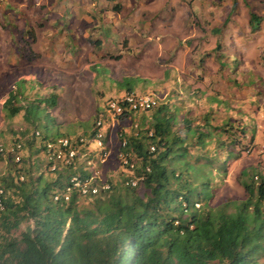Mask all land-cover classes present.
Here are the masks:
<instances>
[{
	"label": "trees",
	"instance_id": "1",
	"mask_svg": "<svg viewBox=\"0 0 264 264\" xmlns=\"http://www.w3.org/2000/svg\"><path fill=\"white\" fill-rule=\"evenodd\" d=\"M248 17L250 26L262 19L253 12ZM94 43L97 45L98 40ZM218 46L217 39L215 47ZM223 55L217 53L215 57H231ZM110 57L117 59L118 55ZM220 65L224 69L226 64ZM51 89L45 97L29 98L21 85H15L3 99L1 110L7 118L22 112L30 125L41 123L47 127L50 118L46 109L55 107L58 98L55 86ZM156 114V123L150 128L127 138L126 149L132 154L135 171L143 173L135 187L114 183L94 197L71 194L63 202L53 201L52 193L64 186L75 170L33 175L17 167L1 175L4 195L0 264H257L256 258L264 253V175L254 173L259 177L255 183L249 170L241 171L243 179H236L244 190L241 199L222 198L216 206L206 205L211 197L206 191L207 187L210 190L209 176L196 179L203 168L195 160H204L213 170L220 155L211 148L205 153L201 147L189 153L195 167L181 165L180 160L190 147L180 146L173 151L176 137L167 139L170 129L166 107L160 105ZM197 127L195 139L201 140L206 134ZM149 130L151 137L146 135ZM40 131L39 143L49 137L46 128ZM245 131L246 127L238 124L232 139L237 147L236 157L250 147ZM150 143L155 145L154 153L147 151ZM224 163L221 161L214 170L222 173ZM20 174L22 180L18 179ZM194 203H199V207H194ZM21 224L23 229L15 234Z\"/></svg>",
	"mask_w": 264,
	"mask_h": 264
},
{
	"label": "rangeland",
	"instance_id": "2",
	"mask_svg": "<svg viewBox=\"0 0 264 264\" xmlns=\"http://www.w3.org/2000/svg\"><path fill=\"white\" fill-rule=\"evenodd\" d=\"M249 12L264 19V0H0V143L7 145L15 138L23 142L20 162L13 164L7 155L1 153L0 176L13 172L17 167L33 175L38 174V166L27 162L35 154L30 152L33 144L30 134L34 129L40 131L46 128L49 136H75L92 126L96 111L104 117L102 129L109 124V114L104 110L106 100L93 93V86L104 82V73L111 72L110 65L95 68L92 65L96 60L100 62L98 64H104V50L102 55H98L93 49L92 40H104V36L100 35L104 32L100 30V25L105 18L116 20L117 24L120 21L119 32L123 37L136 34L138 23L140 33L146 34L145 37L153 45L158 43L166 48L165 44L178 40L177 47L189 52L180 64L186 65L183 73L190 82L201 85L206 73L214 75L220 64H226L229 70L237 68V90L240 91L238 114L244 115L246 120L253 119L259 113L263 96L257 88H252V97L248 96L246 91L256 78L249 76L247 70L260 75L257 84L264 83V20L250 26ZM121 22L126 24L121 26ZM115 26L109 23L107 27L111 29ZM126 26L135 30L130 32ZM212 28L218 29V33L211 31ZM217 39L218 48L215 47ZM106 40L115 42V35ZM217 53L231 56L230 61L224 57L217 59ZM144 59L148 63L150 57L145 56ZM170 61H173V55L165 59L158 57L154 65L165 68ZM150 62L152 66L153 61ZM218 72L223 75L227 71L219 68ZM206 84L205 88H211V96H218L212 83ZM15 85H21L29 98L45 97L55 86L54 92H59L60 96L55 107L46 109L50 118L47 127L41 123L30 125L23 119L22 112L11 118L5 117L1 103ZM214 88L218 89V86ZM148 93L154 92L148 90ZM154 95H158V92ZM84 110L89 112L83 114ZM152 111L142 112L139 116L148 120ZM132 116H135L134 122L138 123L139 117L133 114L126 121L131 122ZM253 126L255 128V124ZM146 127L142 125L140 132ZM250 128L249 124L246 129ZM262 134L264 136V132ZM260 150L257 147L249 152H241L237 157V166H224L222 178L204 160H198V166L203 170L195 175L196 179L209 176L210 190L207 187L206 191L211 193V197L205 204L212 207L222 198L241 199L244 190L235 176L243 177L239 175L240 170L237 173L235 170L255 164V171L249 170V176L252 178L251 172L264 175V150ZM189 153H184L180 164L193 168L194 159ZM187 160L191 162L186 163ZM23 227L24 224H21L14 233L18 234ZM256 260L257 264H264V253L258 255Z\"/></svg>",
	"mask_w": 264,
	"mask_h": 264
},
{
	"label": "crops",
	"instance_id": "3",
	"mask_svg": "<svg viewBox=\"0 0 264 264\" xmlns=\"http://www.w3.org/2000/svg\"><path fill=\"white\" fill-rule=\"evenodd\" d=\"M263 20L264 19L261 21L263 22ZM116 22V20L109 21L108 18H105L104 22H101L100 25V30L104 31L100 35L104 36V40L99 38L97 45L94 43L97 39L92 40L93 49L96 50L98 55H102V51L104 50V64H98L100 62L96 60L92 64L94 68L108 65L111 67L110 73H104V82H98L97 85L93 84L95 85L93 86V93L96 97L107 100L127 91L149 94L148 90H151V92H154L152 95L158 99V105L153 108L152 114L148 116V120H143L142 116L140 118V113L133 114L139 117L138 123L136 122L138 124L137 131L141 129L142 125H147L150 128L152 124L156 123V109L162 105L166 107V115L169 121L170 130L167 139L174 136L177 138L174 137L176 141L175 144L172 145L173 151L177 147L187 146L190 147L187 149L189 152L200 150L202 147L203 149L201 150L206 153L208 152L206 149L211 148L213 152H218L220 155L219 160L213 165L214 169H216V165H220L221 161L225 162L224 166L228 164V168H230V166H237V160L239 159L237 158L238 156H235L237 154V147L233 144L232 139L235 138L237 134L238 124L244 125L245 127H248L250 124L251 128L246 129L244 135L250 138V146L252 148L261 146L264 142V136L262 134L264 132V83L257 84L259 83V74L247 70L249 76H252L253 79L256 78V80L250 84L251 87H249L248 91H246L248 92V96L252 97V88H257L260 89L259 93L263 96V100L261 108L258 111L259 113L254 115L253 119L250 118L246 120L244 115L240 116L238 114L237 99L239 97L236 81V74L238 73L237 68H233L231 70L233 73L230 74V67L224 65V69L228 71V73L221 75L218 72L220 67L217 66L214 75L210 76L209 73H206L203 77V81L200 82L201 85L190 82L188 77L183 73L186 71H184L186 65L180 64L182 58L187 57L189 52L183 47H177L178 40L173 42L170 41L168 45L165 44L164 47L166 48H163L162 44L159 45L158 43L153 45L148 37H145L146 34L140 33L141 29H139L138 23L136 25L137 29L135 30L134 28L136 34H132V36L125 35V37H123L119 32L120 21L118 24ZM109 23H112V26L116 25L115 27L117 28H108L107 26ZM125 24V22H121V26ZM126 28H129V30H131L130 32L134 31L128 26H126ZM114 35L116 38L115 42L109 43L110 41L106 39H109V36L114 37ZM151 45H153V47H151ZM135 52H137V54H135ZM113 53H115L114 55H118L117 59L110 57ZM172 55L173 61H170L167 67L161 68V65L159 67L154 65V61H156L158 57L165 59ZM145 56L150 57L148 63L144 59ZM175 57L178 58L177 61L174 60ZM151 60L153 61L152 66L150 65ZM228 61H230V58H228ZM262 67L264 69V66ZM94 68L92 69L96 72ZM205 83H207L206 85L212 83L213 89L218 91V96H215L212 101L209 100L211 99V88H205ZM215 86H218V89L214 88ZM155 92H158V95H154ZM57 95L58 103L60 96L59 92ZM88 112L89 111L84 110L83 114H87ZM95 114L93 119L97 118L99 112L96 111ZM203 116H205L206 120ZM134 117L135 116H132L131 119L132 124L135 123ZM128 118L111 121L108 119L109 124L104 127V138L109 147V157L101 166L106 178L117 185H121L120 179L125 174L124 169L118 166L116 159V151L118 149V139H116L117 132L121 131L123 136L126 137H131L134 135V132H137L135 130L131 131L133 126L130 124L131 122L126 121ZM254 124L255 128L253 126ZM196 126H199V128L197 127L199 132L206 134L205 137H201V140L195 139L196 133L194 132V128H196ZM253 128L254 130L251 131ZM90 129L91 127L88 128L87 131L85 130L76 135H87ZM55 136L67 135L57 134ZM178 139H180L179 142ZM32 140L33 144L30 146V152L35 154L30 160L28 159L27 162L31 161L30 163L34 164V167L35 165L38 166L37 169L40 173L43 171V159L37 144L39 143V139ZM36 157H38L37 160H35ZM190 161L191 160H189V162ZM196 162L199 161L195 160V163ZM254 166L255 164L242 166L239 167L237 171L235 170V172L237 173L239 170L243 172L248 170L254 172ZM223 173L224 171L219 173L221 178L222 175L225 174ZM48 177L54 178L52 175H48ZM235 177V179L238 178L237 175Z\"/></svg>",
	"mask_w": 264,
	"mask_h": 264
},
{
	"label": "built area",
	"instance_id": "4",
	"mask_svg": "<svg viewBox=\"0 0 264 264\" xmlns=\"http://www.w3.org/2000/svg\"><path fill=\"white\" fill-rule=\"evenodd\" d=\"M157 105L158 99L150 93L139 94L127 91L119 96L107 99L104 110L108 112L109 121H111L128 118L135 113L149 111ZM103 124L104 117L101 113L95 118L87 135L49 136L38 143L43 159V171L53 174L65 169L75 170L74 173L68 176L64 186L52 193L53 201L66 202L71 194H75L77 197H94L109 190L111 185L114 184L113 181L106 178L101 166L109 157V147L104 138V129H102ZM131 125L137 131L138 125L135 123H131ZM138 133H140V129L134 132L133 136ZM146 135L151 137L152 132L149 130ZM40 136V131L34 129L30 134V139L38 140ZM117 139L116 159L118 166L125 171L120 179L121 185L135 187L143 179V173L135 171L136 164L132 159V154L128 148L126 149L128 140L121 131L117 132ZM251 148L250 146L246 152H249ZM260 149L264 150V142L261 144ZM22 151L23 143L21 140H13L7 145L0 143V154L4 153L15 163L21 161ZM147 151L148 153H154L156 151L155 145L148 144ZM144 170L148 171V168L145 167ZM18 179L22 180L23 175L20 174ZM252 180L257 183L259 180L258 175L254 174ZM262 190L264 193V184ZM3 195L4 191L0 187V212L3 209Z\"/></svg>",
	"mask_w": 264,
	"mask_h": 264
},
{
	"label": "clouds",
	"instance_id": "5",
	"mask_svg": "<svg viewBox=\"0 0 264 264\" xmlns=\"http://www.w3.org/2000/svg\"><path fill=\"white\" fill-rule=\"evenodd\" d=\"M195 204H197V206H195ZM194 207H199V203H194Z\"/></svg>",
	"mask_w": 264,
	"mask_h": 264
}]
</instances>
